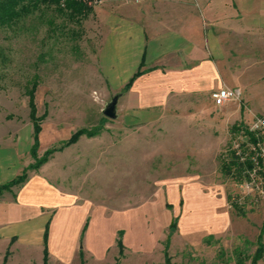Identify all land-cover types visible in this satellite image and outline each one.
<instances>
[{
	"label": "rangeland",
	"instance_id": "374dc122",
	"mask_svg": "<svg viewBox=\"0 0 264 264\" xmlns=\"http://www.w3.org/2000/svg\"><path fill=\"white\" fill-rule=\"evenodd\" d=\"M154 2L161 22L178 13L188 33L201 23L216 38L231 32L228 58L210 55L235 81L221 88L240 89V99L218 107L211 94L221 88L199 99L184 94L152 127L118 114V104L109 118L108 103L124 91L112 92L99 66L101 0L81 23L49 9L0 26V113L11 133L17 129L22 172L36 163L28 94L34 83L37 113L47 111L38 159L74 132L103 126L28 170L29 185L40 182V196L50 199L16 208L10 192L0 197L1 230L18 220L29 240L17 243V236L10 248V237L0 234V264H165L166 247L173 264H251L264 227V179L223 165L239 136L233 126L264 117V0H191L193 11ZM45 218L51 225L42 245Z\"/></svg>",
	"mask_w": 264,
	"mask_h": 264
},
{
	"label": "crops",
	"instance_id": "0c3cea01",
	"mask_svg": "<svg viewBox=\"0 0 264 264\" xmlns=\"http://www.w3.org/2000/svg\"><path fill=\"white\" fill-rule=\"evenodd\" d=\"M101 1L102 4L95 8L101 39L98 61L102 76L110 85L111 91H124L119 99L118 114L135 117L136 122H144L147 126H156L168 114L167 108L172 107L173 101L181 99L184 94H195L196 99H199L209 89L235 84L231 79L230 70L221 73L210 55H223L224 61L228 58L227 54L232 49L228 39L231 32L224 33L222 38H216L214 31L205 33L201 23L198 33H188L187 24L184 25V18L178 13H171L170 17H167L169 22H161L159 19L162 17L157 15L159 7L154 0ZM171 1H174L170 4L173 8L181 7L178 10L187 8L193 11L195 7L191 0ZM193 14L198 15V11ZM224 19H230V16ZM143 59L144 73L136 78L128 90H124ZM22 153L24 149L21 144L18 145L17 129L14 134L11 133L0 113V185L22 172ZM30 182L28 178L22 185L5 191L11 193L9 200L14 207L17 208L21 202L37 205L42 197L51 198L40 196V189L44 188V185L40 182L29 185ZM18 187L26 190L18 195L14 192ZM37 208L42 212L38 206ZM13 222L16 228L8 233L1 230L0 226V234L10 237V248L19 240L29 242L28 231H25L28 228L18 230V220ZM44 222L46 226L48 223L51 225V218H45ZM37 227L43 232V224ZM45 229L42 238H39L42 245ZM17 236L18 240L14 242ZM7 251L12 252L11 249Z\"/></svg>",
	"mask_w": 264,
	"mask_h": 264
},
{
	"label": "trees",
	"instance_id": "16d2710c",
	"mask_svg": "<svg viewBox=\"0 0 264 264\" xmlns=\"http://www.w3.org/2000/svg\"><path fill=\"white\" fill-rule=\"evenodd\" d=\"M93 0H0V26L11 27L15 24L21 23L25 19H29L30 16L36 12L41 14L49 9H54L60 15L67 17L69 20L81 23L84 18H86L93 9ZM144 59L140 64L139 69L132 76L129 82L125 85L124 90H128L134 83L137 77L144 73ZM37 83H34L33 88L29 91L30 101V117L33 122V144L31 146V154L36 159V163L31 165L28 169L24 170L21 174L16 176L14 179L0 185V196L5 192L11 190L15 186L22 185L29 178L30 170H39L43 164H45L50 157H52L56 152L63 151L68 146L78 142V140L86 135L89 137L96 136L100 133L103 126L100 125L94 129H80L74 132L70 138L64 140L59 146H54L45 151L43 157H37V153L40 147L39 133L41 131L42 121L47 116V111L41 116L37 113V106L35 103V92L37 90ZM243 124L234 125L233 130L236 131ZM233 154V152H232ZM253 164L251 162L242 163L236 159L235 155H232V159L228 162H224L223 168L228 172L232 169L244 172L246 169H251ZM177 228L176 222L171 225V230ZM49 237V223L46 226L44 233V245L48 244ZM257 248L255 253L251 257V264H258V262L264 257V227L261 234L258 236ZM9 256V251L5 255L4 262L7 261ZM241 263L242 259L240 260ZM165 264H173L170 255L167 252V247L165 250Z\"/></svg>",
	"mask_w": 264,
	"mask_h": 264
},
{
	"label": "built area",
	"instance_id": "2783aa9c",
	"mask_svg": "<svg viewBox=\"0 0 264 264\" xmlns=\"http://www.w3.org/2000/svg\"><path fill=\"white\" fill-rule=\"evenodd\" d=\"M100 0H95L98 3ZM242 91L238 88H221L211 94L212 101L218 107L240 99ZM239 136L235 139L232 152L242 163L251 162L253 167L246 169L252 178L260 175L264 179V117L258 118L248 125H242L235 131Z\"/></svg>",
	"mask_w": 264,
	"mask_h": 264
},
{
	"label": "water",
	"instance_id": "95a60500",
	"mask_svg": "<svg viewBox=\"0 0 264 264\" xmlns=\"http://www.w3.org/2000/svg\"><path fill=\"white\" fill-rule=\"evenodd\" d=\"M121 93H118L117 95H115L112 100L108 103L104 114L109 117V118H115L117 116L116 114V110H117V104L119 101V97H120Z\"/></svg>",
	"mask_w": 264,
	"mask_h": 264
}]
</instances>
